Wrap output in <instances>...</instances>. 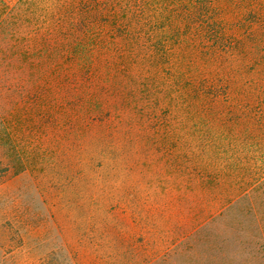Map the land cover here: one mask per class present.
<instances>
[{"label":"trees","instance_id":"obj_1","mask_svg":"<svg viewBox=\"0 0 264 264\" xmlns=\"http://www.w3.org/2000/svg\"><path fill=\"white\" fill-rule=\"evenodd\" d=\"M214 1L0 0L3 84L11 72L18 82L23 66L27 97L56 82L76 115H106L109 105L93 101L91 89H99L90 87L114 84L109 70L123 61L140 70L129 94L142 93V114L184 108L185 190L199 188L203 206L188 207L185 233L147 264H264V4L246 6L232 36ZM8 132L1 118L0 149L11 142ZM177 139L166 134L161 144ZM6 158L0 184L15 159Z\"/></svg>","mask_w":264,"mask_h":264},{"label":"rangeland","instance_id":"obj_2","mask_svg":"<svg viewBox=\"0 0 264 264\" xmlns=\"http://www.w3.org/2000/svg\"><path fill=\"white\" fill-rule=\"evenodd\" d=\"M248 1H214L229 35L238 31L246 6L264 4ZM113 68L114 84L90 87L99 89H91L93 101L109 105L106 115H76L56 82L27 97L23 66L18 82L13 72L0 82V119L11 141L0 155L19 159L0 184V264H147L185 233L188 207L202 208L200 189L185 190L184 108L142 114V93L129 94L138 66L120 61ZM166 134L178 138L174 146L161 144ZM175 153L180 161H173ZM251 170L255 194L259 174L252 164Z\"/></svg>","mask_w":264,"mask_h":264}]
</instances>
